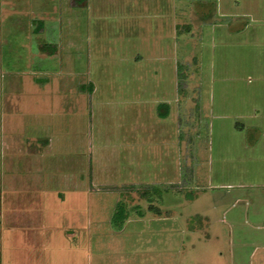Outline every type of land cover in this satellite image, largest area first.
I'll list each match as a JSON object with an SVG mask.
<instances>
[{
  "label": "rangeland",
  "instance_id": "374dc122",
  "mask_svg": "<svg viewBox=\"0 0 264 264\" xmlns=\"http://www.w3.org/2000/svg\"><path fill=\"white\" fill-rule=\"evenodd\" d=\"M258 50L264 0H0L2 124L13 140L49 130L53 166L84 161L99 264H264V196L254 208V190L214 184L205 98L221 60L251 83Z\"/></svg>",
  "mask_w": 264,
  "mask_h": 264
},
{
  "label": "crops",
  "instance_id": "0c3cea01",
  "mask_svg": "<svg viewBox=\"0 0 264 264\" xmlns=\"http://www.w3.org/2000/svg\"><path fill=\"white\" fill-rule=\"evenodd\" d=\"M253 57L246 66L256 72L251 83V78L246 81L238 69L226 76L222 69L225 60L216 64L205 98L210 114L219 119L216 125L208 122L207 128L209 148L218 150L217 155H209L214 184L235 187L244 195L254 190L249 196L255 208L264 196V62L259 50ZM177 72L175 61V82ZM167 98L168 115H157L162 121L172 107ZM175 107L178 110L176 101ZM5 115H9L7 111H0V264H99L93 251L94 232L84 213L88 210L85 199L92 190L84 180V161L74 159V164L53 166L60 145L49 130L46 133L42 128L36 139L13 140L2 124ZM79 152L83 155L82 150ZM244 154L250 159H244ZM69 155L63 163L69 162ZM144 164L147 171L145 161L136 163L140 171ZM216 164L221 169L216 171ZM89 175L94 178V172ZM144 179L148 185L147 174ZM143 189H137L140 196L145 195ZM127 208L129 211L131 206ZM130 219L128 215L125 222Z\"/></svg>",
  "mask_w": 264,
  "mask_h": 264
},
{
  "label": "trees",
  "instance_id": "16d2710c",
  "mask_svg": "<svg viewBox=\"0 0 264 264\" xmlns=\"http://www.w3.org/2000/svg\"><path fill=\"white\" fill-rule=\"evenodd\" d=\"M83 1L84 0H82V2ZM50 51H52V49ZM52 52H54V50ZM92 84H93L92 82H89L87 85V88L90 91H92V86H93ZM169 104L170 103L166 100H161L160 102H158L156 104V107H155L156 114L160 117H166L169 113V106H170ZM150 185H151V187H153L152 190H157V189L159 190V186L157 188L156 185L153 183ZM147 190H149V188ZM143 193L145 194V192H143ZM157 211H160L159 208ZM128 214H129V211H128V208H127L125 201L123 199L119 200L116 204V207L113 210L112 215H111L112 225H114L117 228L121 227V225L124 223L125 219L128 217Z\"/></svg>",
  "mask_w": 264,
  "mask_h": 264
}]
</instances>
